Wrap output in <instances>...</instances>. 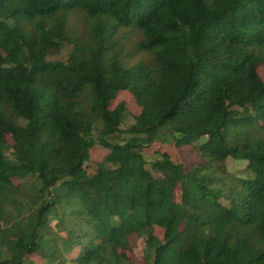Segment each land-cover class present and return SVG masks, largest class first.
Segmentation results:
<instances>
[{"label":"trees","instance_id":"trees-1","mask_svg":"<svg viewBox=\"0 0 264 264\" xmlns=\"http://www.w3.org/2000/svg\"><path fill=\"white\" fill-rule=\"evenodd\" d=\"M263 63L264 0H0V264H133V235L145 264H264ZM121 91L140 114L112 107ZM158 142L200 162L149 160ZM230 157L245 176L219 174Z\"/></svg>","mask_w":264,"mask_h":264},{"label":"rangeland","instance_id":"rangeland-1","mask_svg":"<svg viewBox=\"0 0 264 264\" xmlns=\"http://www.w3.org/2000/svg\"><path fill=\"white\" fill-rule=\"evenodd\" d=\"M69 27L76 29V31L78 32L85 33L86 28H85V23H84V14H80V13L72 14L70 17V21H69ZM72 48H73L72 44L66 43L61 48V50L50 54L48 58L49 60L67 61L72 51ZM141 57H144V54H139L132 61H130V63L137 61ZM146 57L147 56H145V58ZM258 70H259L260 76L264 79V63L259 66ZM122 101L126 102L127 106L129 107L130 111L133 114H136V115L140 114L141 106L137 103L136 99L130 92L121 91L117 99L113 101L112 107H116L118 103ZM133 122H134V119L131 116H129V118L126 120L125 124L122 127L124 131ZM93 135L97 136L98 132L95 131ZM130 137H131L130 134L121 132V134H119L117 138L119 141L124 142ZM9 143L13 144L11 137H9ZM199 143H201V141H199L196 144H199ZM196 144L192 146H183L179 148V147L174 146L172 142L171 143L158 142L154 144L153 146L146 148L145 154L147 158L150 160L155 157L156 151L165 149V150H168L172 154L175 160L182 162L183 164H185L186 168L190 169L200 162L199 153L195 148ZM108 152L109 150L104 147L94 148L92 149V153H91L92 160L94 162L102 161ZM7 154L11 158H13L12 149H9L7 151ZM245 166H246V162L236 160L230 157L221 165L219 169V174L221 175L229 174V175L238 176V177L245 176V173L243 171ZM87 168L91 174L94 173L95 166L93 164L92 165L89 164ZM13 180H14V183L17 185L22 184V191L18 193L19 201L17 202V204L13 208L12 206H10V208L13 209L14 212H20V214H21V209L22 210L26 209L24 212H26L27 214V211L30 208L29 203L34 199V196L32 197V195L36 194V191L39 185L38 175L29 174L24 177H16ZM181 193H182L181 188L177 187L176 195H177L178 200H181ZM57 221H58V218L56 217H52L50 219V224L58 232V229L56 227ZM156 232L160 236H163V230L161 228L157 227ZM44 234H45L44 243L48 244L51 241L53 235H50L49 233H47V230H45ZM62 234L65 235L64 232ZM146 245H147V242H146L145 237H141L138 235H133L131 237V251L129 252V255H130V258L132 259L133 264H145V255L147 253ZM75 255L76 253H74V256ZM34 259L36 260V264H47L39 256H34Z\"/></svg>","mask_w":264,"mask_h":264}]
</instances>
